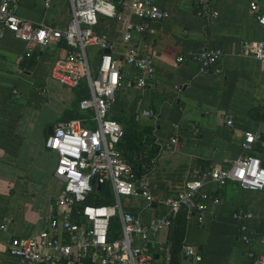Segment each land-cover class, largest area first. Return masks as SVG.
Returning a JSON list of instances; mask_svg holds the SVG:
<instances>
[{"label":"crops","instance_id":"0c3cea01","mask_svg":"<svg viewBox=\"0 0 264 264\" xmlns=\"http://www.w3.org/2000/svg\"><path fill=\"white\" fill-rule=\"evenodd\" d=\"M21 0L15 16L31 25L62 29L69 17L68 0ZM194 0H158L166 13L163 21L151 22L144 33L134 35L131 44L152 56L153 78L145 87H133L136 75L121 65L127 47L122 44L123 23L99 20L96 30L111 44L110 53L118 61L121 85L107 113L108 118L134 121L138 129L150 128L156 154L141 166L140 175L149 183L154 198L172 197L182 187L190 169L222 167L239 157L240 142L246 133L256 140L254 152L264 166V59L244 55L242 41H259L264 29L250 15L247 0H212L215 16L198 15ZM260 8L264 11V3ZM126 21L137 23L133 17ZM202 48L222 51L221 72L200 74L190 62L174 66L178 55ZM95 65V48H88ZM67 48L59 41L45 47L29 45L3 31L0 39V264H19L7 249L12 238L36 235L47 218L62 209L53 201L60 183L53 177L56 159L44 147L47 130L57 120L79 117L77 101L86 92L85 83L77 89L61 87L47 80L53 60L63 57ZM145 111L150 116H143ZM231 124L226 125V121ZM175 134L177 144H165ZM211 200L206 203L202 221H185L183 245L178 264H250L263 252L258 237L264 238V191H241L231 182L221 190L207 185ZM105 201L112 197L106 189ZM110 195V196H109ZM108 200V201H106ZM140 197L123 201L125 211L147 222L154 209H147ZM236 209L255 218L243 222L253 234L248 244L241 241L238 225L231 219ZM162 211V209H159ZM168 248V228L161 229L146 243L150 264H165L161 250ZM198 258L180 257L183 249ZM93 263V262H92ZM47 264H82L59 259Z\"/></svg>","mask_w":264,"mask_h":264},{"label":"built area","instance_id":"2783aa9c","mask_svg":"<svg viewBox=\"0 0 264 264\" xmlns=\"http://www.w3.org/2000/svg\"><path fill=\"white\" fill-rule=\"evenodd\" d=\"M21 0H0V39L7 31L15 39L29 45L45 47L61 41L67 48L63 57L50 64L48 77L61 87L77 89L85 83L87 95L77 101L79 117L57 120L51 134L44 139V147L56 159L53 177L60 183V190L53 204L62 211L49 216L44 228L36 235L12 238L7 252L19 264H47L59 259L81 262L90 259L94 264H150L146 243L161 229H167L177 214L184 220L201 222L209 199L204 190L213 185L221 190L231 182L241 191H264V166L254 152L256 138L246 133L240 142V155L222 167L209 166L192 168L179 191L172 197L154 198L148 181L143 175L136 176L118 146L122 135L121 125L107 113L121 85L118 61L110 53L108 39L96 30L101 19H112L123 23L122 44L127 47L121 57V65L135 71L133 87L141 89L152 82V56L132 45L134 35L145 32L153 21H163L166 13L156 6L158 0H68L69 17L62 29L48 25H31L15 16ZM51 0H44L45 9ZM264 0H247V7L255 23L264 29V11L260 4ZM198 15L215 16L212 0H194ZM128 17L137 23L126 21ZM94 47L95 65H91L88 48ZM244 55L264 59V37L259 41H242ZM222 51L218 48H202L187 55H178L174 66L190 62L197 73L219 74ZM143 116H150L145 111ZM138 121V117L133 119ZM231 122L226 121V125ZM177 144L173 134L164 145L166 149ZM260 146L264 142L259 143ZM99 187L96 190V187ZM112 197L104 203L106 192ZM140 191L138 194L136 191ZM100 192L96 199L94 192ZM140 197L147 209L156 213L149 221L142 222L123 208V201ZM219 203V197L210 200ZM162 209V211H159ZM117 219L119 234L109 239V222ZM255 216L236 209L231 219L238 225L241 241L248 244L253 234L243 222ZM264 220V211L257 217ZM9 221L0 225L6 231ZM263 252L250 264H264V238L258 237ZM164 263L168 264L169 250H161ZM191 256L183 249L180 257Z\"/></svg>","mask_w":264,"mask_h":264},{"label":"trees","instance_id":"16d2710c","mask_svg":"<svg viewBox=\"0 0 264 264\" xmlns=\"http://www.w3.org/2000/svg\"><path fill=\"white\" fill-rule=\"evenodd\" d=\"M86 95L87 90L80 98L86 97ZM260 139L264 140V133L260 136ZM118 146L136 176L140 175L141 166L145 164L146 160L148 161L156 154V148L153 146L151 129L148 127L138 129L133 118H128L123 121L122 135ZM93 195L97 199L100 196V192L96 191ZM108 230L109 239L117 237L119 234V226L116 218L110 220ZM184 232L185 220L182 214L179 213L173 218L171 225L168 227V264H178V253L183 245ZM81 263L94 264L90 259H84Z\"/></svg>","mask_w":264,"mask_h":264},{"label":"water","instance_id":"95a60500","mask_svg":"<svg viewBox=\"0 0 264 264\" xmlns=\"http://www.w3.org/2000/svg\"><path fill=\"white\" fill-rule=\"evenodd\" d=\"M51 128H52V127H49V128H48V130H47V135H50V134H51ZM98 189H99V187L97 186V187H96V190H98ZM136 192H137L138 194H140V191H139V190L136 191Z\"/></svg>","mask_w":264,"mask_h":264},{"label":"rangeland","instance_id":"374dc122","mask_svg":"<svg viewBox=\"0 0 264 264\" xmlns=\"http://www.w3.org/2000/svg\"><path fill=\"white\" fill-rule=\"evenodd\" d=\"M46 79H47V80H50V78H49L48 76L46 77ZM52 81H53V80H52ZM53 82H54V81H53ZM55 83H56V82H55ZM108 194H109V193H108ZM109 196H110V195H109Z\"/></svg>","mask_w":264,"mask_h":264}]
</instances>
